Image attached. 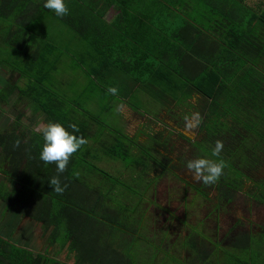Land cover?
<instances>
[{
	"label": "trees",
	"instance_id": "16d2710c",
	"mask_svg": "<svg viewBox=\"0 0 264 264\" xmlns=\"http://www.w3.org/2000/svg\"><path fill=\"white\" fill-rule=\"evenodd\" d=\"M246 1H183L187 8L182 12L197 17L190 44L179 52L176 48L173 53H165L160 69L154 70L153 63H148L149 72L166 82L155 87L149 80L143 87L160 101L159 108L148 109L150 121L159 123L157 116L162 110L183 128V117L199 112L203 120L196 139L174 128H153L149 120L133 135L119 129L104 134L107 125L97 115L84 111L99 126L95 139L99 143L94 148H80L71 157L67 171L60 175L66 190L57 194L48 182L57 175L56 165L39 159L44 143L41 133L19 131V119H14L0 129V172L5 178L0 183V200H7L10 184L17 182L9 206H18L22 215L40 223L42 234L49 231V244L55 243L58 249L70 244V250L78 256L74 264H222L221 252L230 264H253L252 258L245 260L241 253L252 256L255 237L244 231L226 239L218 236L219 216L233 206L238 193L247 204L264 205V176L254 175L264 167V7L257 11ZM44 3L0 0V65L19 71L26 81L20 95L27 97L31 90L38 108L51 121H58L55 97L41 87L39 75L31 66L45 56L47 47L57 46L44 31H36L45 23V13L51 11L43 7ZM183 6L180 4V9ZM184 27L180 25V41ZM29 33L36 39H30ZM34 42L35 50L29 51ZM188 58L196 63L190 69L185 66ZM16 88L11 83L0 88V106ZM41 90L53 98L42 102ZM65 112L72 115L74 110ZM88 128L87 120L83 132ZM174 132L191 146L188 156L173 155L170 135ZM81 134L86 137L88 133ZM218 139L224 148L219 157H213ZM17 140L19 147H14ZM197 157L226 161L217 183L204 185L178 174L187 168L188 160ZM102 158L106 164L99 163ZM163 175L183 184L182 198L187 206L182 218L155 201L154 185ZM187 190L193 192L189 202ZM207 203L201 217L199 208ZM209 222L214 223L212 228ZM260 229L262 233L256 237L258 252L264 254V226ZM157 255L165 259L158 262ZM0 264L65 263L46 252H29L0 236Z\"/></svg>",
	"mask_w": 264,
	"mask_h": 264
},
{
	"label": "crops",
	"instance_id": "0c3cea01",
	"mask_svg": "<svg viewBox=\"0 0 264 264\" xmlns=\"http://www.w3.org/2000/svg\"><path fill=\"white\" fill-rule=\"evenodd\" d=\"M183 1L186 0H66L69 13L61 17L60 20L57 19L58 16L53 11L46 12L45 23L39 25L40 29L36 27V31H44L46 36L57 45V48L47 47L45 56L31 66H33L34 73L39 75L37 81L42 84L41 87L52 91V95L55 97L54 99L48 95L47 91H40L42 102L47 101V98H53V102L58 104V107L55 106L59 113L56 116L58 121L56 119L51 121L50 117L41 108H38L37 102L32 100L31 90L28 91L27 95L29 96L27 97L20 95V87H25L26 81L20 78L19 71L11 70L6 64L0 65V88L8 83L18 88L14 89L0 106V112H3L2 109L9 101H13L12 104L15 107L17 103H27L29 114H15L12 119V121L19 119L18 130H25L27 135L35 132L40 133L36 129L48 122L62 123L69 131H72L69 125L76 124L79 128L76 135L83 136L81 133H88L84 137L88 143L81 147L85 149L94 148V144L99 143V139L95 141L99 134L96 129L99 126L84 115V104L79 106L78 103L80 101L89 104L95 103L101 107V111L105 112V115H109V120L113 121L106 124V127L110 126L112 129H119L133 135L140 128L141 120L144 117H149V113L144 110L143 106L145 105L134 106L132 97L145 93L144 97L139 99L140 103H147V100L151 99L159 105V101L155 100L157 97L150 95L143 87L148 86L149 80H152L155 87L166 85L164 79L157 78L149 72L148 63H153L154 70L160 69V64L164 66V54L170 51L173 53L176 48H178V52L180 48H187L186 43L190 44L188 42L191 37L190 32H195V28H197L195 21L197 17L193 13L182 12L187 8V2ZM180 4L184 5V8L180 9ZM73 7L77 10L75 11ZM181 24L185 25L181 36L183 44L178 40ZM28 37L36 39L35 34L29 33ZM35 48L36 43L34 42L30 45L29 51H34ZM23 64L24 62H21V65ZM195 64V61L190 58L185 61V66L188 69L194 67ZM31 66H27V69L32 68ZM4 76L6 77L2 84ZM109 87L118 88V94H110ZM71 93L75 98L71 96ZM85 94H92L93 100L87 98ZM98 95H103L105 101L100 103ZM189 100L191 101V98ZM172 102L171 106L174 110L175 101L172 100ZM117 106L121 107L119 113L114 111ZM156 107V105H151L146 108L154 109ZM69 109L74 110L72 115H67L65 112ZM6 116L9 115L6 114ZM25 117L27 120H24ZM117 118L119 122L116 121ZM134 119L137 120L135 127L131 126L130 128ZM87 120L89 128L85 133L83 131L87 127ZM12 121H9L8 126ZM26 121L27 123H25ZM98 124L100 125V123ZM6 127L3 126V128ZM107 129L112 131V129ZM103 132L108 134L106 129ZM101 161L100 164H106L105 159L102 158ZM4 179L3 173L0 172V183ZM10 189L13 191L17 187L13 188L10 185ZM10 196H12L11 193L7 200ZM7 200H0V236L2 238L32 253L46 252L51 258L65 264L76 262L78 256L70 250V244H66L61 249H58L55 243L49 244L46 241L49 231L45 232V239L40 238L37 231L41 230L40 223L27 216H22L18 208L6 203ZM4 204L5 206L1 210ZM229 213L233 215V213ZM247 213L245 215L248 220H244V223L240 221L241 219L233 217L220 237L226 239L227 236L238 231L258 237L262 233L260 227L264 225H258L253 216H249L250 213ZM34 235H37L38 240L33 238ZM224 241L222 246H225ZM39 243L42 244V249L37 245ZM219 255L222 264H230L229 260L225 258V253L221 252ZM241 255L248 261L252 258L253 264H264V254L259 252L252 253L250 258L249 252L241 253ZM164 259L163 255H157L158 262Z\"/></svg>",
	"mask_w": 264,
	"mask_h": 264
},
{
	"label": "rangeland",
	"instance_id": "374dc122",
	"mask_svg": "<svg viewBox=\"0 0 264 264\" xmlns=\"http://www.w3.org/2000/svg\"><path fill=\"white\" fill-rule=\"evenodd\" d=\"M246 2L248 5H250L251 7H253L257 11L262 10L264 7V0H247ZM20 61L21 60H19L18 62H20ZM5 77L6 76H4L2 78V84L4 83L3 80ZM144 94L145 93L140 94L139 96L132 97V104L134 106H137V107L145 105L147 108H148V106L156 105L157 108H159L158 103L151 100V99H148L147 103H140L139 99L144 97ZM71 96L73 98H75L74 95H72V93H71ZM85 96L87 98H90L93 100L92 94H85ZM77 98H79V97H77ZM97 98L100 100L99 101L100 103H102V101H105V98L103 95H98ZM148 98H149V96H148ZM155 100L159 101L157 98H155ZM194 100H195L194 98L191 99L192 102ZM12 102L9 101V103L6 106H4V108L2 109L3 112H0V129H2L3 126H5V127L8 126L9 121L10 120L12 121L15 114L24 113V114L28 115L30 112L27 103L20 102V103H17V105L15 107L12 104ZM78 104H79V106L84 104L83 108L85 109V111H87V113H90V114L98 115L100 121H102L103 123L105 122L104 124L108 125V124L113 122V121L109 120V115H107V114L105 115V112L101 111V107H98V105H95V103L89 104V103H84V102L80 101V103H78ZM145 106H143L144 110L149 112ZM157 108H154V109H157ZM6 114H8L10 116V118H9V116H6ZM157 117L159 118V123H157V124H153L150 121V116L144 117L141 120L142 124H145L144 122H147L149 120V122H150L149 124L150 125L153 124V128H156V129L157 128H162V129L163 128H169V129L174 128V129H176L175 131L182 132L183 134H185L187 137L191 138L192 140L197 138V133H196L197 128L189 131V130L185 129V126L183 128L177 127V125L175 124V121L173 119H170V117L168 116V114L165 113V111L161 110ZM24 120H27L26 117ZM116 121L119 122V119L117 118ZM136 122H137V120L134 119V121L130 124V128H131V126H132V128H134ZM25 123H27V121ZM141 125L139 126L140 128H141ZM104 128L108 132H109V130L107 128L112 129V127H110V126L104 127ZM116 128H119V127H116ZM170 139H171L170 144L172 145V148L174 149L173 155H186V156H188L189 153L192 151L191 146L189 144H187L186 142H184L183 140H180L177 137V134L175 132L172 135H170ZM1 160L2 159L0 157V167L2 166ZM178 174L181 177L187 179L188 181H191V182L196 181L193 178L192 172H190L187 168L179 170ZM254 175L257 177L264 176V167L260 168L258 171H255ZM10 185H12L13 188L18 187V183H16V182H15V185H14V182H12ZM154 189H155L154 190V197H155L156 203H158L159 205H162V206H166L168 209L173 211L177 217L182 218L184 215L183 214L184 206H187L184 204V200L182 198L184 195L183 184L180 181H177V179H175L174 177H172L170 175H163L158 179V181L154 185ZM15 192H16V189L11 191L12 196H10V198L7 200V202H6L7 204L11 203ZM192 194H193V192L191 190L186 191L185 195L187 196V198H186L187 202L190 201V197ZM206 205L207 206H205V207L199 208L200 209L199 212L201 213V217L204 216L206 209H208L209 203H207ZM0 206H1V204H0ZM4 206H5V204L2 206L1 210H3ZM13 207L18 208V206H13ZM229 212L233 213V215L230 214ZM247 212L250 213L249 216H253L254 221L258 222L257 223L258 225L259 224L264 225V205H256V204L251 203V202H248V204H247V201L245 200V197L243 196V194L238 193L235 200H234L233 206L230 209H228L227 212L222 213L219 216L218 225H219L220 233L218 234V236L219 237L221 236L222 232L228 227V225L232 221L233 217H235L237 219H241L240 221H242L243 223L245 222L244 220H248L247 216H246L248 214ZM245 213H246V215H245ZM162 215L163 214H161L160 218L163 220ZM249 222H252V221H249ZM209 223H210L209 225H211V226L210 227L208 226V227L212 228L214 223L213 222H209ZM37 231L40 234V238H42V239L46 238V235L42 234V230H37ZM33 238L38 240L37 235H34ZM254 239L256 240V241L254 240V244H255L254 248H256V250L253 249L252 253L257 254L258 250L260 248L259 247L260 244L257 242L258 238L255 237ZM255 242H257L258 244ZM37 245L41 247L40 249L43 248L41 243H39Z\"/></svg>",
	"mask_w": 264,
	"mask_h": 264
},
{
	"label": "clouds",
	"instance_id": "9594fccd",
	"mask_svg": "<svg viewBox=\"0 0 264 264\" xmlns=\"http://www.w3.org/2000/svg\"><path fill=\"white\" fill-rule=\"evenodd\" d=\"M44 8L53 11L57 16L63 17L69 13L66 0H45ZM118 88L109 87L108 92L112 95L118 94ZM119 113L121 107L117 106L114 109ZM186 130H193L199 126L203 117L199 112H194L183 117ZM69 131L62 123L48 122L39 126L36 131L40 132L43 137V146L39 154V159L45 164H55L57 175L50 178L49 185L57 194H63L67 185H62L60 175L67 171V166L71 157L83 146L88 143V140L83 136H78L75 133L79 132L76 124H71ZM20 141L14 142V147H19ZM224 148L222 140H216L215 146L212 149V156L219 157ZM227 166L226 161L222 158L213 160L210 158L197 157L188 160L186 163L187 169L192 172L193 178L204 185H213L217 183L223 175L224 169ZM78 175V174H77Z\"/></svg>",
	"mask_w": 264,
	"mask_h": 264
}]
</instances>
